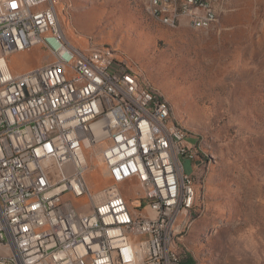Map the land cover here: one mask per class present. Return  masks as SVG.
<instances>
[{"label": "built area", "instance_id": "1", "mask_svg": "<svg viewBox=\"0 0 264 264\" xmlns=\"http://www.w3.org/2000/svg\"><path fill=\"white\" fill-rule=\"evenodd\" d=\"M141 1L165 25L218 19L206 12L214 0ZM59 4L0 0V264H183L164 235L193 208L183 159L196 167L197 150L178 127L166 132L157 109L165 100L150 84L154 99L143 98L117 54L90 55L57 34ZM33 47L51 61L16 71L15 55ZM95 151L108 170L97 186L87 180ZM137 185L141 194L128 199Z\"/></svg>", "mask_w": 264, "mask_h": 264}, {"label": "rangeland", "instance_id": "2", "mask_svg": "<svg viewBox=\"0 0 264 264\" xmlns=\"http://www.w3.org/2000/svg\"><path fill=\"white\" fill-rule=\"evenodd\" d=\"M59 2L67 37L87 51L104 46L129 64L139 86L150 84L169 103L171 119L200 148L196 167L183 159L197 190L193 208L178 219L183 257L264 264V0H214L218 19L202 29L165 25L141 0ZM50 61L33 47L16 54L13 67ZM91 157L88 183L104 184L106 165L96 151ZM140 194L137 185L127 198Z\"/></svg>", "mask_w": 264, "mask_h": 264}, {"label": "bare ground", "instance_id": "3", "mask_svg": "<svg viewBox=\"0 0 264 264\" xmlns=\"http://www.w3.org/2000/svg\"><path fill=\"white\" fill-rule=\"evenodd\" d=\"M167 6H177V0H165ZM147 5H154V0H147ZM155 11L157 14H164L165 13V5L164 2L162 1H155ZM215 8L212 6V4H206V12L208 13H215ZM147 12L154 16L153 12L151 10H147ZM61 19V18H60ZM185 14H178V21H185ZM160 22L164 23V20H159ZM173 26V25H170ZM42 27H49V20H42ZM56 29H57V34H65L64 30L60 24V20L58 19L56 21ZM67 35V34H66ZM107 48L102 46V47H96L93 48L92 50H86L87 54L90 55H97V53H102V51H105ZM109 54H112L111 51L108 49ZM128 65L129 64H125ZM136 80V79H135ZM136 87L141 91V96L145 99H154V90L147 87V86H139L137 80H136ZM155 96L157 100H164L160 95L157 94L155 91ZM157 109L159 111V116L160 117H165L166 121V132L168 134H176L177 127L179 128L181 133H185L187 138L190 137L188 134L187 130L182 126L180 123H175L171 119V109L169 106V103L166 101H158L157 102ZM169 111V112H168ZM193 148L196 149L197 151H191V158L197 160L198 157L200 156L198 152H200L199 146L197 147L196 144H193ZM97 157L100 158V156L97 154ZM102 159V158H100ZM108 174V170H107ZM192 195L194 198V203L196 200L197 196V190H196V183L195 179H193V185H192ZM194 206V204H193ZM179 234V228H178V220L174 225H171L167 228L165 231L164 235V245L166 246V251L168 253H171L173 255H176L179 258V261L182 262L183 258L181 255V252L177 248V237Z\"/></svg>", "mask_w": 264, "mask_h": 264}, {"label": "crops", "instance_id": "4", "mask_svg": "<svg viewBox=\"0 0 264 264\" xmlns=\"http://www.w3.org/2000/svg\"><path fill=\"white\" fill-rule=\"evenodd\" d=\"M61 7L63 8V5H64V3H63V1H61ZM62 8H60V4L58 5V10H59V13H61L60 11H62L63 9ZM62 9V10H61ZM38 48H41V47H38ZM42 49V48H41ZM24 52V51H23ZM20 53H22V52H20ZM19 54V53H18ZM40 65H42V63H40V64H38V65H34V66H30V67H27L26 68V70H24V71H18V70H16V71H18V72H26V71H29V70H31V69H33V68H35V67H38V66H40ZM139 84V83H138ZM193 172V171H192Z\"/></svg>", "mask_w": 264, "mask_h": 264}, {"label": "trees", "instance_id": "5", "mask_svg": "<svg viewBox=\"0 0 264 264\" xmlns=\"http://www.w3.org/2000/svg\"><path fill=\"white\" fill-rule=\"evenodd\" d=\"M199 158H200V156L198 157V159ZM181 255H182V253H181ZM182 258H183V261H182L183 264H196L195 259L193 257H191V256H188V257L184 258L183 255H182Z\"/></svg>", "mask_w": 264, "mask_h": 264}]
</instances>
